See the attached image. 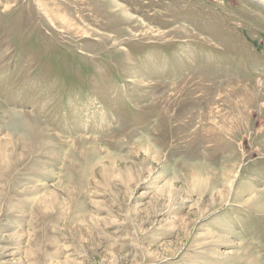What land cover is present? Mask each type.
Instances as JSON below:
<instances>
[{
  "label": "rangeland",
  "instance_id": "374dc122",
  "mask_svg": "<svg viewBox=\"0 0 264 264\" xmlns=\"http://www.w3.org/2000/svg\"><path fill=\"white\" fill-rule=\"evenodd\" d=\"M0 264H264V0H0Z\"/></svg>",
  "mask_w": 264,
  "mask_h": 264
}]
</instances>
